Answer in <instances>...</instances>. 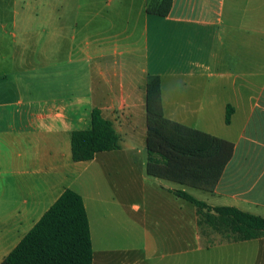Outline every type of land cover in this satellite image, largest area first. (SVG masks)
<instances>
[{"label": "crops", "instance_id": "crops-1", "mask_svg": "<svg viewBox=\"0 0 264 264\" xmlns=\"http://www.w3.org/2000/svg\"><path fill=\"white\" fill-rule=\"evenodd\" d=\"M145 5L0 0V262L69 188L92 264H264V232L221 231L174 194L264 217V0ZM148 75L167 119L233 144L212 191L146 173ZM94 108L119 148L75 161L71 132Z\"/></svg>", "mask_w": 264, "mask_h": 264}, {"label": "trees", "instance_id": "trees-1", "mask_svg": "<svg viewBox=\"0 0 264 264\" xmlns=\"http://www.w3.org/2000/svg\"><path fill=\"white\" fill-rule=\"evenodd\" d=\"M172 0H146L145 9L166 15ZM231 108H226L229 120ZM145 148L148 175L212 191L233 151V144L208 133L167 119L162 112L160 78L148 75L145 83ZM72 159L88 160L96 152L119 148L112 122L94 108L90 127L70 136ZM176 196L198 209H212L207 222L231 226L242 238L264 232V217L231 206H209L193 195L174 190ZM0 264H92L88 219L81 196L67 188L41 215Z\"/></svg>", "mask_w": 264, "mask_h": 264}, {"label": "rangeland", "instance_id": "rangeland-1", "mask_svg": "<svg viewBox=\"0 0 264 264\" xmlns=\"http://www.w3.org/2000/svg\"><path fill=\"white\" fill-rule=\"evenodd\" d=\"M66 45H68V40ZM217 228L221 231H232L231 226H223L222 223H219Z\"/></svg>", "mask_w": 264, "mask_h": 264}]
</instances>
